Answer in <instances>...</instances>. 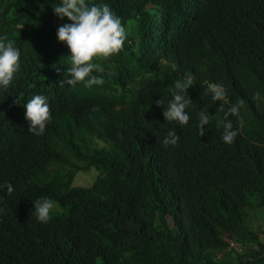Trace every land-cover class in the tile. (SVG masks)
I'll return each instance as SVG.
<instances>
[{
	"label": "trees",
	"instance_id": "obj_1",
	"mask_svg": "<svg viewBox=\"0 0 264 264\" xmlns=\"http://www.w3.org/2000/svg\"><path fill=\"white\" fill-rule=\"evenodd\" d=\"M60 2L0 0V36L20 50L0 89V264H264V0H86L106 3L126 31L118 54L94 59L104 82L90 88L61 83ZM186 72L180 127L154 102ZM33 94L48 98L41 136L24 115ZM233 105L238 134L225 144L221 107ZM168 130L175 146L161 143ZM40 197L61 217L37 222Z\"/></svg>",
	"mask_w": 264,
	"mask_h": 264
},
{
	"label": "clouds",
	"instance_id": "obj_2",
	"mask_svg": "<svg viewBox=\"0 0 264 264\" xmlns=\"http://www.w3.org/2000/svg\"><path fill=\"white\" fill-rule=\"evenodd\" d=\"M54 15L58 18H67L70 23H64L56 30V38L63 42L68 49L70 67L67 69L69 78L61 81L69 87L82 84L84 88L103 84V78L93 73H102L103 68L94 59L104 58L118 54L126 40V31L117 16L106 3H87L86 0H61L52 7ZM20 50L14 46L12 40L0 36V89H7L14 79V74L20 69ZM173 71L176 65H171ZM193 77L185 73L183 79H176L172 85V98L166 102L157 99L154 103L158 107L164 106L162 115L164 119L175 122L183 127L189 121L186 109L190 106V99L186 96L187 89L192 86ZM211 95L212 101H222L225 96L223 86L218 83H210L205 89ZM257 92L255 96H259ZM16 103L19 97L15 98ZM25 119L28 121V132L41 136L45 132L46 125L50 123L48 98L43 94H33L23 103ZM223 118L221 120V140L225 144H231L238 134L234 129L229 116L238 114V106H222ZM209 123L206 112L198 113L197 128L199 135L205 134L203 127ZM179 136L174 130H168L161 143L163 146H175ZM8 191H11L9 186ZM35 219L39 223H47L50 213L54 210V202L47 197L37 198L32 202Z\"/></svg>",
	"mask_w": 264,
	"mask_h": 264
},
{
	"label": "rangeland",
	"instance_id": "obj_3",
	"mask_svg": "<svg viewBox=\"0 0 264 264\" xmlns=\"http://www.w3.org/2000/svg\"><path fill=\"white\" fill-rule=\"evenodd\" d=\"M85 180L90 181L91 180L90 176L84 177V179H78L77 182L75 181V185L78 186V184H85V182H86ZM50 216L61 217V211L56 212V211L53 210L50 213Z\"/></svg>",
	"mask_w": 264,
	"mask_h": 264
}]
</instances>
